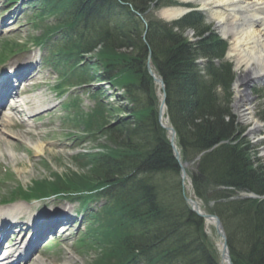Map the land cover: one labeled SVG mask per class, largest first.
Wrapping results in <instances>:
<instances>
[{
	"label": "trees",
	"instance_id": "1",
	"mask_svg": "<svg viewBox=\"0 0 264 264\" xmlns=\"http://www.w3.org/2000/svg\"><path fill=\"white\" fill-rule=\"evenodd\" d=\"M123 1L145 14L156 0ZM41 2L42 10L58 13L56 25L45 28L44 38L59 29L67 37H74V42L60 54L67 60L83 57L101 45L98 62L90 65L92 79H117L134 104L133 117L108 128L106 136L110 135L114 146L92 154L85 165L88 172L57 175L49 185L53 191L71 194L84 189L103 190L98 195L106 201L108 229L91 230L103 247L100 263L219 264L206 241L204 220L183 198L179 166L158 122L156 88L146 67L149 46L167 85L168 111L178 131L184 159L191 161L224 142L204 154L192 172L196 194L209 202L211 190L217 199L215 212L226 228L234 263L264 264V200L227 201L224 196L230 197L227 192L234 191L222 190L264 195V165L252 156L241 137L230 104L234 72L229 63L217 66L209 61L205 73L210 77L205 81L202 69L195 63L199 55L222 59L226 43L215 34L203 37L208 28L202 25L203 16L197 11L172 26L148 16L146 42L144 23L118 0ZM174 25L198 28L201 40L190 41L176 33ZM218 86L226 94L223 104L215 93ZM108 116L103 114L92 130L109 124ZM38 186L41 189L46 185Z\"/></svg>",
	"mask_w": 264,
	"mask_h": 264
},
{
	"label": "rangeland",
	"instance_id": "2",
	"mask_svg": "<svg viewBox=\"0 0 264 264\" xmlns=\"http://www.w3.org/2000/svg\"><path fill=\"white\" fill-rule=\"evenodd\" d=\"M1 2L3 1L1 0ZM183 4H190L196 7H200L199 9L204 11L203 16L205 19L202 20L204 23L202 25H206L205 28L208 29L206 30L207 32L205 33V35H203V37L211 36L214 33L220 34L212 15L208 13L207 10L202 9L201 6H199V3L196 2H190L185 0H164L163 4L157 3V5L156 2H152L150 5L151 9L149 11V16L156 17L157 19L161 18L162 20H164L166 18L163 17L161 14L163 9L171 7H183ZM18 5H6L5 8H7V11L4 13L5 16H0V22L3 20V17L5 19V17L7 16L9 8H11V11H13L12 9H14ZM19 17L20 18L15 21H6L7 25L4 24L6 26L5 28L11 29L12 31L8 32V30L7 32L2 33L0 35V39L7 38L11 42L16 43V41H28L29 39H32L33 36L38 35L40 33L39 29L33 27L31 21H29V18L31 17L29 7L25 6L23 13ZM53 19L54 18L52 17V19L46 21L52 22ZM197 26L200 29L201 24H198ZM198 28L190 26L188 29L183 30L184 35L193 42H198V39H200V37L197 36ZM220 36L222 35L220 34ZM220 36L219 38L222 39V41L225 40ZM228 41L230 43L231 40L228 38ZM29 50L35 51L36 49L34 50L33 48H31ZM43 53L44 52L42 51L41 55ZM26 54L29 53H24V55L21 54L18 57L21 58V56H23L22 59H25ZM226 58L233 62L235 67L234 69L236 70V77L239 78V75L242 72V68L238 67V53H235L233 55L227 54ZM36 73H39V76L35 81H42L43 84L40 85L37 89L35 88L36 94H33L32 97H34L33 103L36 107L35 111L42 110L41 117H33L27 122L33 124V128L29 130L30 132H32V135H25V138L18 135L8 137L7 141H5L2 146H0V162H4L5 165L8 166V168L14 170V173L10 171V173L13 174L10 179L7 178V183H5L3 186L0 185V202L3 200V198L9 197L12 194V189L18 187V185H32L34 184L35 180L44 178L47 179V177L50 178L51 176L55 175V172H63L66 174L71 173V171H77L79 173L88 172V168H84V166H81V161L79 159H76L73 155L81 149H93L100 142L103 143V140L101 139L90 138L88 140L83 141L80 140L79 137L77 138L68 135L72 131L71 126L62 122L59 116L56 115L58 114L57 111L64 113L61 107H58L57 105L51 110L46 109L48 107L51 108L53 106L54 97L58 96V91L54 88V84L57 82V75L54 74V71H52L50 68L42 65L39 70L36 71ZM251 90V101L254 105L256 121L264 122V84L254 83ZM91 92L92 91L90 90H83L86 108L94 106L95 98L90 96ZM110 92L112 93L110 94ZM108 94L113 95L112 97H114L117 93L114 89L110 88ZM217 97L216 98L218 99L220 104H223L224 101H226L225 93L219 94ZM232 98L233 97H229L230 104L232 107V112L236 114V119L238 118L239 131L242 130L245 137L247 139H250V151L252 156H257L258 158H261L262 160L260 161L259 159V162L260 164H264V128L261 129V131H259V135L255 137L249 135V131L252 127V124L240 121L239 113L237 114V109L235 107V103L232 101ZM109 101H111L112 104L116 102L113 99ZM116 113L117 112L114 111L112 113V116L116 115ZM27 129L28 128L26 127L23 130ZM15 133H21V130H15ZM255 142H257V144ZM39 143H42L44 146L43 152L36 151V145ZM188 185L189 183L186 182L187 193L191 191ZM222 190H231L232 192L234 191L231 194L230 191L227 192L229 193L228 196L230 197L226 198L224 196V199H227V201H229V199L231 201H247V199H252V197H254V195L251 194V191L248 190L238 191L230 188ZM212 195L213 192L210 190L208 197H211L208 206L211 207V209H213L214 211H216L214 207L217 204V199L214 198V195ZM200 200L203 208L209 209L206 205L208 201L205 202L202 199ZM62 205L65 206L66 204L64 203ZM74 205L76 209L80 210L78 204ZM81 228V230H84L85 224H83ZM67 235L69 238H62L59 242L54 243L51 247L45 246V248L43 249L44 251H41L42 254H37L36 257L44 260L45 264H91L95 260V255L97 252L95 250L85 249V247H79L76 243H74V239L77 238L76 228L72 227L70 228V230H67V234H65V236ZM206 241L208 244H210V249L213 250L216 254L219 264H222L221 253L219 252L220 234L217 232L213 224H207Z\"/></svg>",
	"mask_w": 264,
	"mask_h": 264
},
{
	"label": "bare ground",
	"instance_id": "3",
	"mask_svg": "<svg viewBox=\"0 0 264 264\" xmlns=\"http://www.w3.org/2000/svg\"><path fill=\"white\" fill-rule=\"evenodd\" d=\"M185 1L199 3V6L212 15L219 32L231 40L229 54L238 53V67L244 72L240 73L236 83L239 118L244 123L252 124L251 134H258L264 128V122L256 121L250 85L255 80L264 82V0ZM186 9L187 7H171L163 9L161 14L167 19H174ZM5 89H8V84ZM36 146L38 152H43L42 143ZM22 206L14 204L6 211L23 210ZM14 259L7 260L5 264H12ZM25 261V264H45L44 260L34 255L25 258Z\"/></svg>",
	"mask_w": 264,
	"mask_h": 264
},
{
	"label": "water",
	"instance_id": "4",
	"mask_svg": "<svg viewBox=\"0 0 264 264\" xmlns=\"http://www.w3.org/2000/svg\"><path fill=\"white\" fill-rule=\"evenodd\" d=\"M171 131H172V136H171L172 141H171V142H172V147H173V150H174V154H175V156L177 157V159H178L179 162H180V165H181V168H182V171H183V175H185V166H184V164L181 162L180 153H179V151L177 150L176 145H175V143H174V134H175V132H174L173 129H171ZM186 199H187V201L191 204L192 208H193L197 213H199L200 215H202V216H204V217L212 218V220H215V221H216V223H217V229H218L219 233H221L222 236H223V238L225 239V242H224V244H223V252H222L223 258H224L229 264H233L232 259H231V256H230V253H229V248H228V245H227V243H226V239H227V237H226V233H225V231H224L223 225H222L221 220L219 219V217H217V216L212 217L211 215H207V214L202 213V212L200 211V208H199L198 204H197L195 201H193L191 198H188V197H186Z\"/></svg>",
	"mask_w": 264,
	"mask_h": 264
}]
</instances>
